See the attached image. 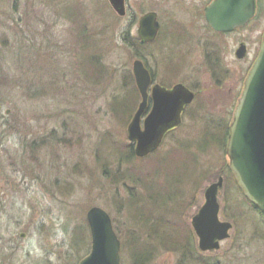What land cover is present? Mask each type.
<instances>
[{
    "label": "rangeland",
    "instance_id": "1",
    "mask_svg": "<svg viewBox=\"0 0 264 264\" xmlns=\"http://www.w3.org/2000/svg\"><path fill=\"white\" fill-rule=\"evenodd\" d=\"M207 1L180 0L184 8L165 11L172 0H127V31L133 36L141 14L166 6L161 11L189 24L188 37L197 39L203 31L191 12L199 14ZM256 2L255 17L239 31L213 37L226 67L217 75L194 47L196 40L178 46L174 38L167 46L159 41L141 49L158 79L182 82L197 96L153 157L129 166L152 168L157 185L174 178L165 175L167 163L191 159L197 167L183 170V193L169 213L179 211L190 226L205 187L221 176L219 218L231 223L219 249H197L201 257L182 262L178 252L161 250L149 264H264V216L228 177L224 149L226 127L264 30V0ZM124 30V16L107 0H0V263L77 264L91 243L84 217L91 206H100L125 242L121 263L133 264L127 228H141L142 221L127 209L121 174L127 164L115 154L128 141L126 125L140 98L131 73L135 39H127L126 49ZM239 39L248 46L241 59L233 55ZM186 46L189 54L177 56ZM177 64L173 73L170 67ZM182 141L190 145L181 148ZM137 187L144 197L143 186ZM78 226L85 234L74 248L70 238ZM192 239L197 248L194 233Z\"/></svg>",
    "mask_w": 264,
    "mask_h": 264
},
{
    "label": "water",
    "instance_id": "2",
    "mask_svg": "<svg viewBox=\"0 0 264 264\" xmlns=\"http://www.w3.org/2000/svg\"><path fill=\"white\" fill-rule=\"evenodd\" d=\"M108 1L119 16L125 14V0ZM255 7V0H212L205 7V18L216 31H232L253 17ZM137 29L139 39L152 41L158 29L156 14H143ZM257 54L228 127L226 154L238 189L264 214V32ZM235 55L242 58L245 46L241 44ZM132 72L141 100L127 125L126 133L128 140L134 143L133 153L144 157L157 149L167 130L179 125L182 108L192 101L194 94L181 83L171 89L154 85L150 89L152 108L142 118L151 83L150 72L138 58L133 59ZM221 179L219 177L205 187L204 203L189 222L201 251L218 249L220 241L229 236L231 223L221 220L218 211L217 196L222 186ZM86 221L91 247L78 264H121L120 240L110 215L99 206H91L86 212Z\"/></svg>",
    "mask_w": 264,
    "mask_h": 264
},
{
    "label": "trees",
    "instance_id": "3",
    "mask_svg": "<svg viewBox=\"0 0 264 264\" xmlns=\"http://www.w3.org/2000/svg\"><path fill=\"white\" fill-rule=\"evenodd\" d=\"M134 55L140 57L136 52H134ZM1 72L0 69V75ZM177 143L180 144L181 148L190 145L187 141ZM122 146V149L116 147L117 151L115 154L118 162L127 164L125 169L121 172L122 177H124L123 180L127 181V209L132 214L135 213L142 221L141 224H139L141 228H127L126 236H128L127 239L129 241L128 245H130L129 250L132 263L149 264L161 250L163 252H178L179 257H181V262L184 260H191L193 255L196 256L199 254L201 257L202 254H200L193 245L192 228L187 222L185 223L182 220L179 211L173 214L169 213L170 209H168L170 206L176 204L178 196H182L183 190L179 182L183 180V170L187 171L192 168L194 170L197 166L187 157L181 160V162L178 161L179 163L174 162L175 165H173L172 162V164L167 163L168 171H166L165 175L174 176V178H171L172 181L165 182V184L157 183L156 185L152 168L141 169L134 165L131 167L129 166L130 163L135 162V160H142L136 158L132 151V145L128 142H124ZM148 157L152 158L153 155ZM177 165H182V168ZM159 169L162 168L160 167ZM176 170L179 171L174 175ZM155 173H157V170ZM228 177L230 176L228 175ZM137 186H143L145 190L144 197L141 195ZM251 206L256 209L253 205ZM114 228L119 236L118 228ZM72 234L70 238L72 240L71 245H73L74 248H79L80 239H82L85 234L83 226L74 227ZM124 243L125 242L122 240L121 245L124 246Z\"/></svg>",
    "mask_w": 264,
    "mask_h": 264
},
{
    "label": "flooded vegetation",
    "instance_id": "4",
    "mask_svg": "<svg viewBox=\"0 0 264 264\" xmlns=\"http://www.w3.org/2000/svg\"><path fill=\"white\" fill-rule=\"evenodd\" d=\"M156 1H157V4L156 5H159L158 3L165 4L169 0H156ZM182 1H186L187 2V0H182ZM211 1L212 0H208L206 2V4L203 5V7L201 8L199 14H198V11L196 12V14H195V11L194 10L191 12V16L194 18V20H195V22L197 24V27L196 28H198L200 31H203L202 32L203 34H200L199 33L197 35V39L194 38L193 35L191 37H188L189 36V29H190L189 28V24H186L185 21H182L180 19L179 20H174L171 17V16H173L171 13L164 12V11L162 12L161 11V8L166 7V6H161V8L155 7V10H153V9L147 10L143 14H145V13L147 14L148 12H154L156 14V21L158 23V29H157V34H156L155 38L152 41H150V42H145V41H142L141 39H139L140 37L138 35V29H136V32H135V34L133 36L129 32L130 30L127 31V19H126L127 18V9L126 8H127V5L128 4H127V0H125V14L123 15L124 16V20H125V30H124V39H123L124 40L125 47L127 49V41H128L127 39H132L133 38V39L136 40V41L135 40L134 41L133 40L130 41V46H131L130 48H132L131 50H133L134 52H136L140 56V57H138V56L135 55L134 59L135 58H139V60H141L143 62L146 70H148L150 72V77H151V79H150L151 80V83H150V85L148 87V90H147V93H148V97H147V100H146L147 101V104H146V108L144 110V113L142 115V118H144L145 115L148 114L150 112L151 108H152V100H151V97H150L151 90L150 89L154 85H158L160 88L171 89L176 84L181 83L187 89H189L190 91H192L194 93V97H192L193 98L192 101L190 103L184 105L183 108H182L181 117H180L181 123H182V120H183V115L185 114L187 108L195 100V98L197 96V92L194 91L193 89H191L189 86H187L186 84H184L182 82H176V83H173L172 84V83L169 82L168 79H166L164 77L158 79L157 76H156V74H155V72L153 71V69L150 67V65L148 64V62H146V60L144 59L143 54L141 52V49L147 48V47L151 46L152 44H157L159 41L161 42V46H163V45L167 46L168 43H171L170 40H173L174 38H177L175 40V43L178 44V46L179 45H182L181 43H183V42H184L183 45H186V42H189V41L192 42V40L193 41L196 40V45L194 47H196V50H198L199 52H201V53L204 54L202 57L204 58V60L206 62V66L208 68H210V69L212 67V72L215 75L218 74V72L220 71V69L226 70V67L225 66H222L223 65V60L218 56V55H220V56L222 55L221 46H219V44H217L214 41L213 37H219V38H221V36H226L227 34L236 33L243 26L235 27L230 32H223V31H216V30H214L209 25V23L207 22V20L205 18V7L208 4H210ZM176 2L177 3H181L180 0H172L171 5H174V6H172V7H166L165 11L166 10H169V9H172L174 7H177L178 5H177ZM107 3L110 6V8L113 10V8L111 7V4L109 3L108 0H107ZM178 7L179 8H184V7H181V6H178ZM189 7L192 8V6H189ZM143 14H141L140 17ZM140 17L137 20V28H138V23H139ZM188 19H191V18H188ZM244 43L245 42L243 40H241V39L238 40V46L235 48L233 55H235L237 53V50L240 48L241 44L245 46V52L247 54L248 46L246 44H244ZM128 44H129V42H128ZM169 47H172V46H169ZM258 49H259V47H258ZM167 50H168L169 53H173V51H174V50H171V49H167ZM184 50L186 52H182V50L179 49V54L181 53L182 55H179L178 53H176L177 56H179V57L181 56L182 58H184V55H186V54L188 55L189 54L187 51H190L191 49L186 46V48ZM246 54H245V56H246ZM235 56L237 57V55H235ZM165 57L168 58V57H170V55H166ZM253 60H252L251 64L253 63ZM182 62L185 64L184 60ZM170 68H171V71L173 73H175L178 70V64H177V66H172ZM216 85H218V84H216ZM242 85H244V79L242 80ZM242 89H243V86H242V88L240 90V94H241ZM139 97H140L139 98V101H138V103H137L134 111H136V109L138 107V104H139V102L141 100V96L140 95H139ZM237 100H238V97H237ZM236 104H237V102H236ZM234 109H235V106H234L233 110ZM134 111H132L133 113L131 114L129 121L133 117V114L135 113ZM233 112H232V116H233ZM229 123H228L227 127L229 126ZM179 125L177 127H175V128H172L170 130H167V132L163 136L162 142H163L164 138L168 134H170L171 132H173L174 129L178 128ZM227 127H226V129H227ZM227 135H228V132H227ZM227 135H226V137H227ZM226 142H227V138H226L225 143ZM131 144H132V147H134L133 146V143H131ZM227 168H229V167H227ZM0 264H2V263H0Z\"/></svg>",
    "mask_w": 264,
    "mask_h": 264
}]
</instances>
